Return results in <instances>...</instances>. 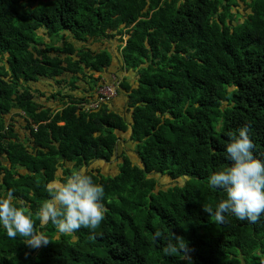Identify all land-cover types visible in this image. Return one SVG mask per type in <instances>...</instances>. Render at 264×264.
I'll list each match as a JSON object with an SVG mask.
<instances>
[{
	"label": "trees",
	"instance_id": "obj_1",
	"mask_svg": "<svg viewBox=\"0 0 264 264\" xmlns=\"http://www.w3.org/2000/svg\"><path fill=\"white\" fill-rule=\"evenodd\" d=\"M240 3L242 20L231 10ZM112 38L135 85L100 75L113 55L87 45ZM40 78L71 93L32 88ZM115 81L129 118L108 107L113 98L82 109ZM244 126L264 160V0H0V194L14 190L49 239L32 248L0 226V264H264V214L255 224L232 214L217 223L203 211L226 198L208 179L231 164L229 134ZM119 132L136 143L139 163L116 151ZM115 157L114 173L90 166ZM80 167L104 187L105 219L71 235L41 226L51 183ZM156 175L183 181L159 188Z\"/></svg>",
	"mask_w": 264,
	"mask_h": 264
},
{
	"label": "clouds",
	"instance_id": "obj_2",
	"mask_svg": "<svg viewBox=\"0 0 264 264\" xmlns=\"http://www.w3.org/2000/svg\"><path fill=\"white\" fill-rule=\"evenodd\" d=\"M250 129L244 126L237 133H230L226 146L227 158L231 164L217 170L208 179L210 187L222 189L226 198L213 207L206 206L203 211L214 216L217 223L226 222V214L235 215L241 221L257 223L264 214V160L254 155V143ZM105 190L96 183L84 167L72 170L55 187L51 198L46 200L38 211L40 225L49 223L61 234L71 235L82 227L94 231L105 219L107 209L103 202ZM0 226L9 238L17 235L26 238L32 248L47 245L49 239L35 229V220L27 203L14 195V190L0 194ZM161 233L157 232L159 237ZM179 243V250L187 245L180 243L182 237L171 233ZM165 253L177 251L176 244L169 240Z\"/></svg>",
	"mask_w": 264,
	"mask_h": 264
},
{
	"label": "rangeland",
	"instance_id": "obj_3",
	"mask_svg": "<svg viewBox=\"0 0 264 264\" xmlns=\"http://www.w3.org/2000/svg\"><path fill=\"white\" fill-rule=\"evenodd\" d=\"M231 10L234 12V13H239L240 15V20L243 19V16L245 13H247V8L246 6L243 4V3H240L238 6H232L231 7ZM38 34L41 35V33H45V30L43 28H40L37 30ZM61 34H63V32H61ZM65 35H67L65 33ZM56 37L53 38L52 37H49V38H44L43 41L50 44V43H53L51 40H54ZM49 40V41H48ZM111 41L109 40H101V41H96V42H92L90 44H88L87 46L90 47L91 49H99V48H103V47H111L112 48V43L111 42H116V44L113 46L114 50L117 51V53L115 54V56H113V61H112V66L110 67L111 69H113V67H115V69L113 70L114 72L118 73V75H120V73H126L127 75V78L130 77L128 76V74L130 72H126V70L124 71L123 69H121L120 67V49H121V44L119 43L118 40H115L114 38L110 39ZM77 45H83L84 43H81V42H77V41H74ZM57 43H60V42H57ZM111 73V72H110ZM96 74V73H94ZM93 74V75H94ZM132 74L134 75L133 76V79L136 78V72L132 70ZM122 75V74H121ZM96 77V75H94ZM98 76V75H97ZM113 78V77H112ZM121 79V78H120ZM105 80V79H104ZM133 85L136 84V81L133 80L132 81ZM31 87L32 88H35L37 89L38 91H41L45 94H50L52 92H56L58 90H62L63 93H71V87L67 84H56L54 83L53 80H50V79H46V78H40L38 79V81H35V82H31ZM38 99L40 100H43L42 99V96H38ZM45 99V98H44ZM15 124V129L16 131L19 132L20 136L23 138V134L25 133V130L22 128V125L21 123L18 122H14ZM120 133V132H119ZM121 134L124 135L123 137H121ZM128 135V134H127ZM126 135V133H120L119 134V137L120 139L118 140L119 141V145L117 146L116 148V151L119 152V153H126L132 160L133 162L135 163H139V158H138V154L136 152V148H135V145L136 143L133 142V141H130L129 140V137ZM124 139L125 141L122 143L123 140L121 139ZM91 167L93 168H98L99 170H101L104 174H108V173H114L117 171L116 169V164L113 162H106V161H103V160H96V161H93L91 164H90ZM58 174H61V171L59 170L58 171ZM156 178L158 179V181L160 182V185H158L159 188H166L170 185H174L175 183H179L181 184L182 183V179L179 178L177 180H175L176 182L172 181L170 178H168L167 176H161V175H156ZM58 184H60V182L56 179V181L52 182L51 185L56 187Z\"/></svg>",
	"mask_w": 264,
	"mask_h": 264
},
{
	"label": "crops",
	"instance_id": "obj_4",
	"mask_svg": "<svg viewBox=\"0 0 264 264\" xmlns=\"http://www.w3.org/2000/svg\"><path fill=\"white\" fill-rule=\"evenodd\" d=\"M45 30V29H44ZM41 34H43V32L41 33ZM116 40V39H115ZM111 41V40H110ZM112 43V48L109 46H107L106 48H108L110 51H111V53H112V55L113 56H115V54L117 53V51L116 50H114L113 48V46L116 44V42H111ZM119 57H120V55H119ZM120 62H121V60H120ZM113 69H115V67L113 68ZM111 72V73H110ZM130 73L128 74V76H130V77H128V79H129V81L130 82H132L133 80H135V79H133V74H132V70L131 71H129ZM122 74V75H121ZM126 73H120V75H118V73H116V72H114L112 69H108V70H105L103 73H101L100 75L102 76V78H103V80L106 82V81H111L113 78V76H115V77H118L119 79L120 78H122V76L123 75H125ZM94 75H99V74H94ZM51 94V93H50ZM50 94H46V95H50ZM94 96H95V94H94ZM45 98V99H44ZM42 99L43 100H41V102H42V104L43 105H45V106H51V107H54V108H56L57 107V101L56 100H54V99H46V97H42ZM108 107L110 108V109H112V110H114V111H116V112H118V113H120L121 115H123L124 117H127V118H129V116H130V112H128L127 111V109H126V97L124 96V94H122L121 92L116 96V97H114L110 102H108ZM18 120V122L19 123H21V124H23V121H22V119L21 118H18L17 119ZM127 135V134H126ZM124 135H122L121 134V137H123ZM128 136V135H127ZM120 138V137H119ZM124 138V137H123ZM121 139V140H123L122 141V143L125 141L124 139ZM119 145V141H118V143H117V146ZM114 161H115V159H113ZM113 162V161H112Z\"/></svg>",
	"mask_w": 264,
	"mask_h": 264
},
{
	"label": "built area",
	"instance_id": "obj_5",
	"mask_svg": "<svg viewBox=\"0 0 264 264\" xmlns=\"http://www.w3.org/2000/svg\"><path fill=\"white\" fill-rule=\"evenodd\" d=\"M119 81L112 82L107 85L100 86L95 92V99L89 102H82L81 107L84 110L97 109L101 103L109 101L117 95V85ZM36 129V126H34Z\"/></svg>",
	"mask_w": 264,
	"mask_h": 264
},
{
	"label": "flooded vegetation",
	"instance_id": "obj_6",
	"mask_svg": "<svg viewBox=\"0 0 264 264\" xmlns=\"http://www.w3.org/2000/svg\"><path fill=\"white\" fill-rule=\"evenodd\" d=\"M113 159H115V161L113 160L114 162H117V159H118V157H117V159H116V157H115V158H113ZM111 162H112V161H111ZM115 164H116V163H115Z\"/></svg>",
	"mask_w": 264,
	"mask_h": 264
}]
</instances>
